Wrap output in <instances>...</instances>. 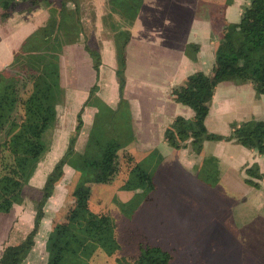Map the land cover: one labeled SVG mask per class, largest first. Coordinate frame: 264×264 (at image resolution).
<instances>
[{"label":"rangeland","instance_id":"1","mask_svg":"<svg viewBox=\"0 0 264 264\" xmlns=\"http://www.w3.org/2000/svg\"><path fill=\"white\" fill-rule=\"evenodd\" d=\"M34 1L17 0L9 10L7 19L0 16V71L3 70L6 75L31 74L32 70L28 63L16 62L15 55L31 37L41 34L50 17L56 18L62 9L70 12L74 8L71 0ZM109 2L110 4L106 1V5H109L105 8L106 14L97 16L90 0H76L82 22V36L78 46L70 44H68L70 46H64L66 45L64 42L62 46L64 47L62 53L65 50L66 59L64 68L61 64L62 49L55 51L58 57L60 56L59 66L50 57L40 58L37 61L43 62V65L48 62L52 72L54 71L52 62L56 63L57 70L58 67L60 68L58 70L60 99L57 103L54 102L55 126L43 135L42 141L47 150L23 189L22 203L15 205L10 213L0 215V252L5 246L18 244L29 234L36 222L38 203L43 200L49 175L53 172L55 165L62 160L65 167L62 178L56 182L52 193L44 202L34 246L23 264H51L52 260L49 262L46 251L47 238L52 232L55 219H58L57 222L60 223L70 210L68 207L73 203L72 188L83 177L80 169H86L87 161L92 159L93 150L98 148V145L118 138L112 130L113 123L110 119L113 115H117V123L129 116L127 106L130 100L125 98L122 101L120 90L117 89L122 86L120 80L115 81V84L111 83L109 76H106L110 71L107 65L102 68L103 76L106 73L102 81L110 80L108 87L103 85L106 86L104 88L111 90L106 101L101 100L96 93H91L86 95L83 102V90L75 88L72 78L71 58L75 52L84 54L80 49L83 44L87 43L90 49H95L103 39L109 38L107 47L104 49L105 60L112 62V65L116 64L117 71L123 68L122 64L126 61L125 54L123 61H120L117 53L121 52L123 47L124 52L128 53V46L135 43L134 38L137 35L132 29L141 10H147L149 23L152 25L166 23L170 17H173L172 23L197 25L219 15L231 25L236 19L235 9L242 14L249 5V0H110ZM117 10L118 12L121 10L127 16L119 14ZM3 12L0 8V14ZM110 23L112 28L109 37L106 31H102L105 25ZM145 23L146 21L143 25ZM67 29H74V26L70 24V27H65V31L68 32ZM139 31L145 32L143 28H139ZM108 45H110L109 48ZM121 46L122 49H120ZM111 51L114 56L110 54ZM37 62L33 65V69L40 66ZM125 69L126 63L120 71L123 79ZM114 71L115 69L112 73ZM81 77L79 82L87 88L92 83L90 75L84 73ZM86 102H88L87 105H85ZM81 108H83L82 114L79 113ZM120 135L121 138L119 137L118 140L131 149L129 150L134 154L135 159L136 155L143 157L142 162L139 159L138 162L137 159L135 161L142 164L144 170L147 167L151 169L155 163H158L154 155L150 156L149 153L145 155L143 151H136L135 141L131 140L134 136ZM69 147L72 148L71 151H68ZM211 158L207 156L204 159L207 165L203 170L194 171L196 182L203 189L195 198L187 196L186 193L174 187L168 200L163 198L164 206H159L157 201L153 202L149 196L147 197L149 192L143 194L140 198V213H142V219L147 221L146 228H139V234L132 233L133 240L137 245L142 244L141 247L150 245L167 252L171 257L168 264H264V181L256 180L259 185L254 187L255 191L252 193L240 190L239 201L231 204L233 200L223 189L225 186L220 179L218 160ZM212 162L215 164L212 165ZM251 166L264 173V163L255 161ZM243 174L245 176V173ZM163 181L167 184V180L163 179ZM98 191L94 190V195L89 197V204L92 207L103 205L98 202L101 199ZM214 191H218L221 196H217ZM114 194L111 189L106 191L108 198L113 197ZM246 195L249 196L248 201L241 199ZM120 202H122L121 199ZM151 207L156 209V215L145 214V210ZM126 210L127 214L133 218L135 212L133 206L126 207ZM110 214L114 221L125 222L116 207L111 208ZM77 236V239H81L85 234L78 232ZM89 244V242L86 246L84 244V248L77 247V252L72 255V258L78 256L79 263L86 262L88 254L99 263L102 256L99 249L97 251L98 247L89 246ZM138 251H131V255L137 256ZM122 264L127 262L124 261Z\"/></svg>","mask_w":264,"mask_h":264},{"label":"trees","instance_id":"2","mask_svg":"<svg viewBox=\"0 0 264 264\" xmlns=\"http://www.w3.org/2000/svg\"><path fill=\"white\" fill-rule=\"evenodd\" d=\"M16 1L0 0V8L4 11L0 16L7 19L9 10ZM71 1L74 8L70 12L62 9L56 18L50 17L41 34L31 37L15 55L16 62L28 63L31 74L10 76L3 70L0 71V215L10 213L15 205L22 203L23 189L47 150L42 141L43 135L55 126L54 102L57 103L60 99L61 91L58 86L60 68L56 69L60 56L58 57L55 51L62 49V53L64 42V46L74 45L82 36L79 5L76 0ZM109 1L107 0V3L110 4ZM118 13L127 16L121 10ZM70 24L74 29L65 31V27H70ZM233 28L225 29L221 36L211 73L191 74L182 85L172 89L173 100L190 108L194 116L192 120L176 117L165 129L163 138L170 148L180 150L189 147L194 154L199 155L205 142L226 141L264 156V121L249 120L236 124L227 136L209 133L205 127L210 103L219 83H249L256 96L264 95V0H249V5L243 10L239 22ZM84 50L92 60L93 69L98 73L100 55L87 45H84ZM124 54L123 47L121 52L117 53L120 61H123ZM44 57H50L56 62H52L53 72L50 71L48 62L44 65L43 62H37ZM36 62L40 66L33 69ZM124 65L123 63V68ZM123 68L116 71L120 85L124 82L120 73ZM97 89V85H94L89 95L95 94ZM83 108L80 109V114ZM116 117L115 114L110 119L113 123L112 130L121 138L120 134H124L121 131L126 128L123 125L119 127L121 123H117ZM78 123L80 124V121ZM118 138L98 145L99 147L93 150L92 159L87 161L86 169H80L83 177L72 188L73 203L68 207L70 210L67 208L68 213L60 223L55 219L52 232L47 238L46 251L49 262L52 260L51 264H122L124 261L127 264H168L171 257L167 252L150 245L141 247L142 244L137 245L132 235L139 234L135 218L140 211V198L154 189L153 176L162 156L156 151L152 152L151 155L157 158L158 163L151 169L147 167L144 170L143 165L138 164L133 157L131 149L124 146ZM71 149L69 147L68 151ZM203 162L202 170L207 165ZM211 164L214 165L215 162ZM64 167L63 160L55 165L48 177L43 200L38 203L34 227L18 244L2 248L0 264L25 262L34 246L44 202L52 193L53 186L62 178ZM245 173L248 177L245 179L246 183L254 187H258L255 180H264V175L252 166L245 169ZM93 189H99L101 199L98 202L103 204L102 207H92L89 204V197L94 195ZM108 189L115 193L113 197L106 196ZM119 191L135 193L127 202H120ZM131 200L133 201L130 202ZM128 206H133V218L126 212ZM112 207L117 208L125 222L114 221L110 214ZM78 232H83L85 236L77 239ZM88 242L89 246L98 247L97 251L99 249L102 256L99 263L88 254L86 262L79 263L78 256L72 258L77 252V247L84 248V244L86 246ZM133 250H139L135 257L131 255Z\"/></svg>","mask_w":264,"mask_h":264},{"label":"crops","instance_id":"3","mask_svg":"<svg viewBox=\"0 0 264 264\" xmlns=\"http://www.w3.org/2000/svg\"><path fill=\"white\" fill-rule=\"evenodd\" d=\"M90 1L97 16L106 14L105 8L109 7L108 4L106 5L107 0ZM240 14L241 12L235 9L236 19L231 25L220 18V15L197 25L172 23L173 17H170L166 23L152 25L149 23L147 10H141L132 29L137 36L134 38L135 43L128 46V53H125L124 85L117 88L120 90L122 101L125 98L130 100L127 106L129 116L120 122L119 127L123 125L126 129L121 132L129 137L134 136L131 140L135 141L136 151H143L145 155L147 153L151 155L156 151L162 156V161L153 176L154 189L149 196L153 202L157 201L159 206H164L163 198L168 200L174 187L192 198L203 190L196 182L194 171L201 169L207 156L218 160L220 179L225 186L223 189L230 194L233 200L231 204L239 201L240 190L250 191V193L255 191L254 186L245 181L248 178L245 169L251 167L255 161L264 163V156L256 151L246 149L234 142L207 141L204 143L202 152L196 155L189 147L180 150L170 148L163 138L165 129L176 117L192 120L194 116L190 108L173 100L172 89L182 85L191 74L202 72L208 75L211 73L221 36L225 29H234L233 26L240 20ZM144 21L146 23L143 25ZM111 28L112 23L106 24L102 32L106 31L109 36ZM139 28H143L145 32L139 31ZM108 42L109 38L103 39L95 49L91 48L100 55L101 63L98 73L93 69L92 60L84 50V45L89 47L87 43L80 48L84 54L76 51L71 58L73 84L76 85L75 88L83 90V102L94 85L98 88L96 94L103 101H106L111 92L110 89L104 88L108 87L110 80L102 81L106 74L103 76V66L107 65L110 70L106 76H109L111 83L115 84V81H118L116 64L112 65V62L105 60L104 49ZM110 54L113 55V51ZM61 62L64 68L65 50L61 55ZM113 68L114 73H112ZM84 73L89 74L92 80L87 88L79 82ZM249 120L264 121V95L256 96L254 88L249 83L242 85L232 82L219 83L215 88L205 120L207 131L227 136L234 125ZM136 159L141 161L143 157L136 155ZM260 174L264 175L261 172ZM163 179L167 180V184ZM259 182H257L258 185ZM214 193L221 196L218 191ZM118 195L122 202H127L133 193L119 191ZM241 199L248 201L249 196L246 195ZM156 213V209L152 207L145 210V214L149 216L156 215ZM142 218V213L139 211L135 221L138 228L145 229L147 221Z\"/></svg>","mask_w":264,"mask_h":264}]
</instances>
